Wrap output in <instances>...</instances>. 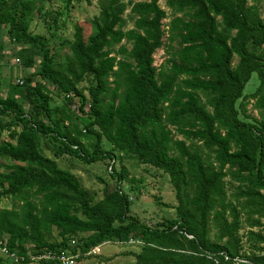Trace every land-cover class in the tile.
Here are the masks:
<instances>
[{
    "label": "trees",
    "instance_id": "1",
    "mask_svg": "<svg viewBox=\"0 0 264 264\" xmlns=\"http://www.w3.org/2000/svg\"><path fill=\"white\" fill-rule=\"evenodd\" d=\"M157 1L108 0L93 18L92 34L84 37L83 27L73 26L68 55L59 62L45 36L25 22L35 9L54 25L58 12L47 0H0V27L19 45L22 66L39 59L34 81L21 78L0 96V131L8 136L0 140V199L20 202L0 208V238L7 235L18 255L66 250L71 240V250L83 253L132 239L140 242L133 264H264V15L247 0H165L171 17L163 24L166 12ZM128 3L136 30L122 31ZM123 38L131 48L119 46L117 58L112 46ZM164 38L176 46L155 67L153 53ZM252 73L258 83L243 94ZM47 84L63 104L50 107ZM249 100L257 117L244 120ZM73 110L86 121H77ZM90 137L88 150L83 139ZM40 138L55 145L53 156L93 163L113 161L118 151L160 170L173 191L174 217L149 226L130 215L119 185L126 172L113 162L107 171L115 181L104 182L94 198L43 153Z\"/></svg>",
    "mask_w": 264,
    "mask_h": 264
},
{
    "label": "rangeland",
    "instance_id": "2",
    "mask_svg": "<svg viewBox=\"0 0 264 264\" xmlns=\"http://www.w3.org/2000/svg\"><path fill=\"white\" fill-rule=\"evenodd\" d=\"M125 2L126 0H122ZM133 1H147V0H131ZM165 0H158V5L166 12V17L163 19V24H166L170 19L169 9L165 6ZM108 0H47L48 8L57 11L55 24L49 25L46 18L42 17L35 9H31V13L26 16L25 22L28 30L32 33L43 34L47 40L48 47L56 54V61H62L68 55L69 43L72 39L73 26L80 24L83 27V36L87 37L93 32V18L97 15L98 11L106 6ZM248 4H253L258 7L260 16L264 15V0H247ZM123 24L121 26L122 31L136 30L134 27V21L137 19V15L130 10V3L126 4L122 14ZM4 27H0V96H6L8 93V87L12 84H19L17 79L28 77L30 81L36 79L35 71L37 69L38 57H34V64L31 67L22 66L21 62L15 63V52L19 45L10 42L8 37L5 36ZM164 47L155 50L153 53V65L158 67L164 65L166 59L170 57L171 48L176 46L175 41H168L164 38ZM119 46L125 47L126 50L131 48V41L123 38L119 43L112 46V55L117 58L122 57V53L117 52ZM264 47V45H262ZM18 58V57H17ZM19 59V58H18ZM237 60L236 56L232 58V64ZM20 61V60H19ZM258 83L255 73L250 75L249 80L246 82L243 88V94L250 93L254 90ZM81 87L86 86V82L79 84ZM47 88L50 89V107H57L64 103L62 96L55 92L51 85L47 84ZM74 105H77L74 100ZM240 101L238 99L237 103ZM23 110L28 111V104L25 101H21ZM87 109V106H85ZM77 115V121L85 122L86 117L79 112L73 110ZM245 113L248 115L244 120H250L252 117H257V112L251 107V100L245 106ZM240 118H242L239 115ZM10 115L1 117L2 122H8ZM46 121V119L44 118ZM19 128V125L15 127ZM176 138H181L176 135ZM8 139L7 130L0 131V140ZM93 137L84 138L83 142L85 147L90 150ZM188 143V141H185ZM40 146L43 153L48 157H55V161L58 167L68 170L74 174L79 180L80 184L94 193V198H99L102 195L103 184H112L115 179L108 174V164L113 162V167L118 170L123 167L126 176L123 181L120 182V188L130 197L129 214L135 216L140 222L146 225L153 226L161 219L173 218L175 215L174 206L176 204L173 197V191L171 185L168 182L166 174L162 173L151 166L140 163L136 157L131 155H125L121 152L114 151V159L108 160L107 158L93 163L82 162L72 156L62 154L53 156L52 150L55 147L52 142L47 138H40ZM102 147L108 149L109 145L103 141ZM231 187L226 183V192L229 193ZM11 197H2L0 199V208L17 207L19 201L14 202ZM264 223V220L262 221ZM248 228L245 223L242 222L239 233L241 235ZM255 230L256 228H252ZM264 231V227L260 228ZM213 230L210 229V236ZM51 238H56L55 233ZM242 249L247 251V244L245 238L241 237ZM138 245L120 243L118 241H111L110 243L101 244L100 252L94 256H86L78 260L77 264H133V253L137 252ZM2 263L8 264L6 260ZM38 264V263H35ZM40 264V263H39Z\"/></svg>",
    "mask_w": 264,
    "mask_h": 264
},
{
    "label": "built area",
    "instance_id": "3",
    "mask_svg": "<svg viewBox=\"0 0 264 264\" xmlns=\"http://www.w3.org/2000/svg\"><path fill=\"white\" fill-rule=\"evenodd\" d=\"M19 62H20L19 59L16 57L15 63L18 64ZM16 82L20 84L21 80L17 79ZM128 199L131 198L128 197ZM6 241H7V235L3 234L0 238V257L4 260H8L16 264L18 262L23 261L24 257L29 258L27 260V264H35V263L39 264L40 261H49L50 263L53 264H77L80 256L86 257V256L97 255L100 252L101 244L110 243V242H102L96 244L90 247L89 249H87L85 252L81 253L78 251L73 252L71 250V248H73V246L75 245V241L71 240L69 242V246H70L69 249L60 250L58 252L50 251L48 249H43L42 251L37 253H32L31 251H27L26 255L24 256V255H18L16 250H10L6 245ZM126 243L136 244L140 242L132 239H128Z\"/></svg>",
    "mask_w": 264,
    "mask_h": 264
}]
</instances>
